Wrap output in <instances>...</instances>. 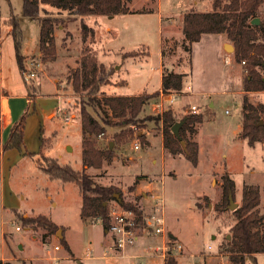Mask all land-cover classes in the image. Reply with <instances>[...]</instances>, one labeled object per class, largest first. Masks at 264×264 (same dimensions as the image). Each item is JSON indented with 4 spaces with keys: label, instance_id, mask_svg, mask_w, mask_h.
<instances>
[{
    "label": "rangeland",
    "instance_id": "obj_1",
    "mask_svg": "<svg viewBox=\"0 0 264 264\" xmlns=\"http://www.w3.org/2000/svg\"><path fill=\"white\" fill-rule=\"evenodd\" d=\"M126 1L133 11L114 18L86 17L95 30V36L86 42L81 37L79 17H70L66 10L42 3V8L57 17V57L46 61L40 49L39 18L44 11L38 18L24 16L23 0H0V88L4 89L0 94L7 96L6 102L0 98V135L26 107L29 112L20 147L4 150L0 137V264H166L168 257L163 258L161 251L154 250L159 246L166 248L168 237L149 232L141 233L125 255L112 250L103 256L112 245L113 236L106 232L101 220L81 217L79 186L50 178L37 164L39 158L48 156L75 170L84 169L80 111L83 104L93 110L86 97L74 92L69 75L80 65L85 48L98 62L112 68L110 82L102 87L106 94L150 95L138 128L145 142L136 137L116 145L112 135L118 128L107 126L96 142L100 147L109 144L115 154L102 167L87 168L86 173L101 185L117 186L123 198L139 206L145 215L150 212L151 195L162 194L166 232L183 245L182 251L173 256L177 264H233L226 246L236 222L234 209L222 211L216 207L222 202L221 177L225 172L235 180L233 199L238 206L243 200L244 185L259 186V209L264 214V143L251 145L240 135L244 97L264 103V89L243 90L245 65L236 59L234 49L224 48V43L233 44L225 33L203 34L193 43L191 54L184 49V13L210 11L212 0ZM12 15L20 20L25 71L17 58L9 23ZM256 17L259 23L249 20V24L261 26L259 40L264 41V0ZM169 24L173 25V35L162 45ZM162 47L163 66L168 62L170 68L186 74L182 89L172 90V105L168 100L173 95L165 92L158 77ZM130 51L138 55L126 57ZM259 69L264 77V66ZM27 96L31 101H26ZM159 103L162 104L157 106ZM192 106L203 115L197 132H188L199 143L197 165L183 154L172 155L163 148L162 121L151 118L171 107L180 121L193 112ZM136 142L139 149L134 147ZM119 204L112 199L109 206ZM38 214L58 224V234L29 227L21 217ZM63 232L72 252L60 241ZM55 245L61 248L56 250ZM50 254L58 258H51ZM246 264H264V252L256 254V262L248 258Z\"/></svg>",
    "mask_w": 264,
    "mask_h": 264
},
{
    "label": "trees",
    "instance_id": "obj_2",
    "mask_svg": "<svg viewBox=\"0 0 264 264\" xmlns=\"http://www.w3.org/2000/svg\"><path fill=\"white\" fill-rule=\"evenodd\" d=\"M263 0H212L213 9L210 11L190 10L184 13L182 32L184 34V49L191 54L193 43L201 39L206 33H225L235 47L236 59L244 63L245 76L243 90L245 92L260 91L264 89V77L259 67L264 66V41L259 40L261 26L249 24L257 15L259 6ZM48 4L60 10H66L70 17L80 18L81 37L84 42L89 37L95 36V30L86 22L87 16L105 15L116 16L133 11L126 0H23V15L38 18L41 10L44 16L40 22V49L43 59L54 60L57 57L56 38L54 29L56 16L41 4ZM1 15V14H0ZM12 15L9 23L12 26V36L15 40V49L20 67L25 71L21 55L22 29L20 20ZM131 52V53H130ZM126 57H134L137 52L130 51ZM79 66L74 68L69 75L73 90L76 94L86 97L87 104L81 108L82 157L84 169L75 170L68 164H60L58 159L42 156L37 160L38 166L46 172L50 178L64 182H75L79 186L82 204L81 217L84 220L99 218L104 227L108 228L110 222L112 199L120 202L125 208L132 209L138 216V222L142 223L145 214L139 206L126 201L122 191L115 185H101L93 180L86 169L90 167L100 168L104 162L113 158L115 148L108 144L106 147L97 145L96 138L106 132L107 126L118 128L112 135L116 145H124L134 138H140L145 142L144 134H140L138 128L143 120L141 113L150 95L146 93L134 95H108L102 87L108 84L113 73L112 68H107L98 62L97 57L85 48L80 58ZM185 73L165 70L163 73V89L165 92L183 87ZM31 101V99H30ZM28 107L23 114L12 124L7 141L3 144L4 150L20 147L23 142ZM243 122L241 137L253 145L256 142L264 143V103H254L244 97ZM162 121L164 147L172 154H183L194 165L199 161V143L188 136L197 132V125L203 121V115L199 112H190L182 118L184 123L180 127V138L177 137L172 127L178 121L171 107L166 108L161 114L151 117ZM149 119V118H147ZM185 141V144H182ZM32 155L33 153H29ZM34 155V154H33ZM221 185L223 187L222 202L216 205L219 210H227L230 204V194L235 198L236 183L228 172L222 174ZM261 191L259 186L246 184L243 188V200L241 205L232 212L236 222L231 227V239L227 241L226 249L229 252L233 264H246L251 258L256 262V254L264 252V214L260 211ZM29 227L43 228L48 234H55L58 224L46 215L21 216ZM169 243L176 242V236L168 235ZM62 245L70 250L64 237L60 238ZM166 264H177L173 256H169Z\"/></svg>",
    "mask_w": 264,
    "mask_h": 264
},
{
    "label": "built area",
    "instance_id": "obj_3",
    "mask_svg": "<svg viewBox=\"0 0 264 264\" xmlns=\"http://www.w3.org/2000/svg\"><path fill=\"white\" fill-rule=\"evenodd\" d=\"M229 60H226V63H229ZM171 102L174 101V95L170 99ZM193 112H196V106L191 107ZM70 118H67L69 121ZM135 149L140 148L139 142H136L134 145ZM151 208L149 214L145 215L144 221L142 223L138 222V216L136 212L132 209L125 208L121 204L115 207H111L110 212V222L107 228L108 233L113 236V243L109 246L108 249L104 250L103 256H108L109 253L113 250L114 252L121 253L125 255V250L136 243L139 238V235L144 232L162 234L168 237V233L165 229V201L162 194H152L151 195ZM99 219V218H97ZM100 220V219H99ZM56 250L61 248L60 245H55ZM183 245L180 242H175V244L167 247L161 248L160 246L155 248V252L158 250L161 251L160 255L163 258H167L170 255L176 256L177 253L181 252ZM211 248V247H210ZM50 253V250H49ZM51 256V254H50ZM134 257L139 255L134 254ZM51 258H58L56 256H51ZM136 264H142L137 262Z\"/></svg>",
    "mask_w": 264,
    "mask_h": 264
},
{
    "label": "crops",
    "instance_id": "obj_4",
    "mask_svg": "<svg viewBox=\"0 0 264 264\" xmlns=\"http://www.w3.org/2000/svg\"><path fill=\"white\" fill-rule=\"evenodd\" d=\"M130 7V9H133V7L132 6H129ZM117 16V15H116ZM115 16H113V17H110V18H114ZM173 29V25H166V30H165V34H164V36L162 37V39H161V43H162V45H163V42H166L167 40H168V37L169 38H172V30ZM108 31L110 32V33H112L114 30L109 26V28H108ZM170 35V36H169ZM182 35H183V32H182ZM203 36V35H202ZM225 44V43H224ZM160 56H161V61H160V63H161V65H160V68H159V73H158V77H159V81H160V85L161 84H163V73H164V71H165V69H168V70H173V71H175V72H177L176 70H174V69H172V68H170L169 66H168V64H166V63H168V62H165V65L166 66H163V60H164V58H165V56L163 55V47L161 48V54H160ZM230 61V60H229ZM170 63V62H169ZM230 63V62H229ZM181 73H185V72H181ZM160 87V86H159ZM145 89H147V88H144V90ZM188 89H190V86H188ZM4 89H1L0 88V92L2 93V91H3ZM150 93H153L154 91H149ZM164 93V92H163ZM168 93H169V95L171 94V95H174V94H172V91H168ZM137 94H141V93H137ZM136 94V95H137ZM123 95H134V94H123ZM0 98H2V100H3V102H6V100H7V96H3L2 94H0ZM27 102H29L30 101V99H29V97L27 96V100H26ZM169 101V103L172 105V103L173 102H171L170 100H168ZM168 103V104H169ZM29 104V103H28ZM162 103H159V104H157V106H160ZM169 104V105H170ZM15 122V120L14 121H11V123H10V125L8 124V130L6 131V132H1V135H0V137L2 138V145L4 144V142H6L7 141V139H8V136H9V133H10V128H11V126H12V124ZM6 133V134H5ZM150 141V140H149ZM151 142V141H150ZM161 142H162V146H163V148L169 153V154H171L165 147H164V142H163V134H162V139H161ZM150 145V144H149ZM4 154V151H1V156ZM105 230H106V232L108 233V231H107V228H105ZM64 231V230H63ZM61 237H64L65 238V240L67 241V243H68V245H69V247H70V250L69 251H71L72 252V248H71V245H70V242L66 239V237H65V234H64V232H63V235H61Z\"/></svg>",
    "mask_w": 264,
    "mask_h": 264
},
{
    "label": "water",
    "instance_id": "obj_5",
    "mask_svg": "<svg viewBox=\"0 0 264 264\" xmlns=\"http://www.w3.org/2000/svg\"><path fill=\"white\" fill-rule=\"evenodd\" d=\"M110 17H113V16H110ZM252 23L258 24V23H259L258 18L255 17V18L252 20ZM224 48H225L226 50H229V49H234V50H235L234 45L231 44V43H225V44H224ZM183 123H184L183 120L177 121V122L173 125V127H172V130H173L174 134H175L177 137H179V138L181 137V136H180V131H179V130H180V127H181V125H182ZM182 144L184 145V144H185V141H182ZM237 206H238L237 202L234 201V199H233V197H232V194H230V204H229V208H230V209H235ZM57 234H58V232H57Z\"/></svg>",
    "mask_w": 264,
    "mask_h": 264
}]
</instances>
